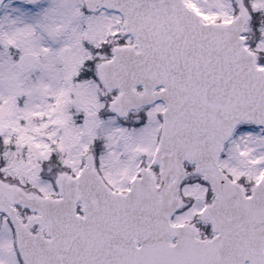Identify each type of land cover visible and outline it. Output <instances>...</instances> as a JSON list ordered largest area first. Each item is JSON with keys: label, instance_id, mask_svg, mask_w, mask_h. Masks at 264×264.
<instances>
[{"label": "snow or ice", "instance_id": "obj_1", "mask_svg": "<svg viewBox=\"0 0 264 264\" xmlns=\"http://www.w3.org/2000/svg\"><path fill=\"white\" fill-rule=\"evenodd\" d=\"M0 264H264V0H0Z\"/></svg>", "mask_w": 264, "mask_h": 264}]
</instances>
